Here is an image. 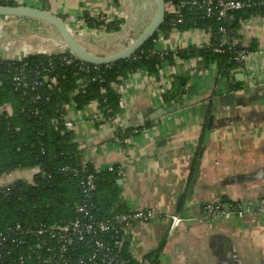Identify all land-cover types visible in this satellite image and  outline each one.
Instances as JSON below:
<instances>
[{
    "label": "crops",
    "instance_id": "0c3cea01",
    "mask_svg": "<svg viewBox=\"0 0 264 264\" xmlns=\"http://www.w3.org/2000/svg\"><path fill=\"white\" fill-rule=\"evenodd\" d=\"M5 1L12 3L8 6L55 13L84 46L100 55L126 47L150 20V15L132 13L137 0ZM257 10L239 15L236 25L229 24L230 41L252 52L248 66L234 65L222 75L219 62L207 63L200 51L215 53L213 45L224 36L213 25L201 26L190 19V26L186 19L178 31L158 43L168 54L157 71L139 68L113 83L122 110L118 124L87 120V114L98 110L95 101L82 109L65 105V117L74 124L75 138L82 144V162L96 171L107 172L113 166L117 172L116 208L157 213L123 235L134 261L264 264V215L199 219L207 203L251 204L264 195V10ZM85 12L98 19L105 16L106 21L122 19V28L118 32L89 29L81 18ZM58 39V31L46 22L0 16V61L64 53ZM100 39L105 41L100 44ZM192 52L196 54L190 56ZM0 102L11 104L14 113L11 101ZM176 214L180 223L171 228Z\"/></svg>",
    "mask_w": 264,
    "mask_h": 264
},
{
    "label": "trees",
    "instance_id": "16d2710c",
    "mask_svg": "<svg viewBox=\"0 0 264 264\" xmlns=\"http://www.w3.org/2000/svg\"><path fill=\"white\" fill-rule=\"evenodd\" d=\"M0 5H12V3L0 0ZM255 10L257 9L235 12L233 19L229 17V24L231 27L236 25L239 15L246 16L248 12ZM198 17L195 10H188L186 12V19L189 21L187 24L191 26L196 20L198 25L210 24L218 29L219 24L215 21L202 20ZM81 18L89 29L105 28L107 32H118L123 25L122 19L115 18L106 21L105 16L98 19L89 12H85ZM164 27L163 24L161 28ZM157 35L140 50L153 47ZM200 53L207 63L218 61L222 75L227 74L229 68L238 64L230 60L229 53H212L206 49H202ZM64 54H70V52L66 50L61 54L32 55L28 58L34 64L39 59H47L49 56L58 60ZM195 54L192 52L190 56ZM163 62L164 60L158 56L142 59L131 57L109 65H100L103 82L92 81V77L97 73L95 71L81 72L76 75L73 68L63 67L59 70L60 82L54 92L50 93V101L38 102L34 105L14 90L11 83V72L6 70L9 63H18V60L0 61V67L5 69L4 77L0 80V99L11 101L14 105L12 116L7 117L6 114H0V175L18 169L36 167L41 169L40 173L35 174L33 183L25 179H17L12 183V190L9 193L0 195L1 228L4 229L16 223L28 225L39 221L69 220L76 215L74 208L81 201L80 181L78 177L63 172L61 169L65 165L81 168L82 151L74 131L64 130L65 117L59 121L57 128L52 118L59 117L61 113L65 115L66 104H75L76 109H82L91 102L98 101L102 119L97 123L110 122L122 111L120 94L113 88V83H119V77L139 68L144 67L155 72L157 66L162 65ZM76 88H79L77 93H75ZM102 88L105 89L104 92ZM35 107L39 108L38 114L32 111ZM87 166L89 173L100 178L99 181L97 180L98 188L94 195L96 216L102 219L123 213L124 211L116 208L119 202L117 172L96 171L90 163H87ZM107 240L111 238L108 236ZM127 253L124 246L123 257L133 262L134 260ZM153 260L157 261L156 258Z\"/></svg>",
    "mask_w": 264,
    "mask_h": 264
},
{
    "label": "built area",
    "instance_id": "2783aa9c",
    "mask_svg": "<svg viewBox=\"0 0 264 264\" xmlns=\"http://www.w3.org/2000/svg\"><path fill=\"white\" fill-rule=\"evenodd\" d=\"M249 9H264V0H168L163 23L165 27L158 31L153 47L137 51L131 57L164 58L168 52L160 50L157 47L158 43L164 40L166 35L179 30V27L185 23L188 10H195L199 19L212 20L219 24L218 32L224 38L213 45V51L221 54L229 53L230 60L248 66L252 52L243 47L239 48L235 42L230 41L229 17L234 12ZM28 57L18 59V63H9L6 70L11 72L14 90L34 105L38 102L50 101V93L54 92L59 84V70L63 67L73 68L76 75L95 71L97 73L92 77V81H104L100 65L89 64L73 53L64 54L58 60L49 56L47 59H39L34 64ZM4 71L5 69L0 67V80L4 77ZM104 91L105 89L102 88V92ZM95 102L98 110L94 114H87L86 119L99 122L102 114L99 102ZM32 111L38 114L39 108L35 107ZM0 114L12 116V105L0 102ZM64 117L65 115L61 113L59 117L52 118L56 128ZM110 123L118 124V115L114 116ZM63 127L67 131L75 130L74 124L66 117ZM81 145L79 143V148ZM87 167V163L82 162L81 168L65 165L61 169L78 177L80 181L81 201L74 208L76 215L73 218L54 222L39 221L28 225L16 223L4 229L1 228L2 225L0 226V264H161L150 258H140L131 262L122 254L125 232L135 223L151 221L157 213L153 209H137L107 218H98L95 214L94 202L98 188L97 177L89 173ZM36 168V174L40 173L41 169ZM108 170L114 171V167L110 166ZM13 182L6 180L5 174L0 175V195L11 191ZM220 214L227 218L243 214L264 215V195L251 204L240 201L207 203L199 219L208 221ZM180 220L179 215H173L171 228L176 227ZM108 236L111 240H107Z\"/></svg>",
    "mask_w": 264,
    "mask_h": 264
},
{
    "label": "water",
    "instance_id": "95a60500",
    "mask_svg": "<svg viewBox=\"0 0 264 264\" xmlns=\"http://www.w3.org/2000/svg\"><path fill=\"white\" fill-rule=\"evenodd\" d=\"M152 1L153 2L150 3V0H137V5L132 9V13L150 15L148 24L144 30L126 47L109 55H100L89 50L81 43L75 30H73L62 17L51 11L28 6L0 5V16L26 17L46 22L58 31L61 38L58 39V42L70 53L75 54L77 57L89 64L108 65L133 56L161 29L166 16V0ZM123 30L120 31L119 34H122ZM103 41H105V39H100L99 43L101 44ZM168 106H172V103H169ZM169 111L172 112L173 109H170ZM165 114H167V111H165ZM200 163L201 160L199 159L196 163L195 171L192 177V187L196 182ZM97 180H99V178H97ZM183 198L184 194L180 195L178 205L181 204Z\"/></svg>",
    "mask_w": 264,
    "mask_h": 264
},
{
    "label": "rangeland",
    "instance_id": "374dc122",
    "mask_svg": "<svg viewBox=\"0 0 264 264\" xmlns=\"http://www.w3.org/2000/svg\"><path fill=\"white\" fill-rule=\"evenodd\" d=\"M101 29L105 30V28H101ZM36 171H37V168L18 169L16 171L11 172V173H7L5 178L8 181H14L17 178H19V179L23 178V179H27L28 182L33 183Z\"/></svg>",
    "mask_w": 264,
    "mask_h": 264
}]
</instances>
